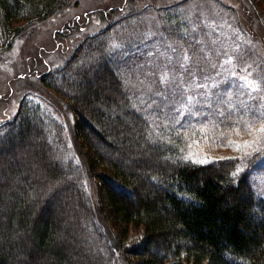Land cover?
I'll return each instance as SVG.
<instances>
[{"label":"trees","instance_id":"1","mask_svg":"<svg viewBox=\"0 0 264 264\" xmlns=\"http://www.w3.org/2000/svg\"><path fill=\"white\" fill-rule=\"evenodd\" d=\"M67 1L0 0V46ZM148 7L102 11L101 26L38 75L68 126L29 95L0 121V264H264L251 173L264 143L208 159L196 149L264 135V26L255 48L243 31L208 49L197 14L172 3L154 22ZM188 89L211 106H187Z\"/></svg>","mask_w":264,"mask_h":264},{"label":"rangeland","instance_id":"2","mask_svg":"<svg viewBox=\"0 0 264 264\" xmlns=\"http://www.w3.org/2000/svg\"><path fill=\"white\" fill-rule=\"evenodd\" d=\"M123 2L127 0H68L66 7L58 14L34 24L19 22L17 25L20 27V34L15 41L0 46V121L12 118L21 98L29 95L68 126V112L56 96L40 84L38 75L44 72L47 66L62 61L66 46L73 45L79 37H83L90 30L98 29L101 26V23L98 25L100 22L98 17L102 11ZM134 2L148 5L147 11L151 12L147 18L153 19L154 22L161 7L172 3H176L191 16L197 14L199 20H203L206 26H209L210 31L207 34L210 36V44L206 45L208 49L225 47L233 36L243 34V31H246L243 41H248L251 48H255L257 43L251 36L260 34L259 30L264 26V0H134ZM222 4L226 8L221 7ZM94 9L99 10L88 13ZM77 19L76 24L83 25L86 30L81 32L75 30L76 24L69 27L73 22H77ZM162 77L164 80L168 79L169 72H164ZM250 78L241 79L240 85L248 83L251 89H254L255 85L258 86V81ZM186 95L187 106L193 102V97L204 104L197 106L200 111L211 106L209 103L214 99L205 93L199 94L189 89ZM185 107L186 105L183 106L182 112L187 109ZM235 141L230 149L214 144H202L196 149L201 152L203 159L218 158L228 153L236 155L239 151L246 153L252 151L257 144L264 143V135L254 127L246 132L244 137ZM246 141L249 142L248 146L245 145ZM251 173L257 194L264 198V153L254 162Z\"/></svg>","mask_w":264,"mask_h":264},{"label":"snow or ice","instance_id":"3","mask_svg":"<svg viewBox=\"0 0 264 264\" xmlns=\"http://www.w3.org/2000/svg\"><path fill=\"white\" fill-rule=\"evenodd\" d=\"M185 59H187V57H185ZM233 75H235L233 73ZM221 115H223V113H221ZM261 131H264V127L261 128ZM245 145L248 146L249 145V142H245ZM238 150H239V146H238ZM261 149H259L258 147L257 148H254L253 151H260ZM229 159H235V158H229ZM237 171H239V169H237ZM233 175H235V173H233Z\"/></svg>","mask_w":264,"mask_h":264}]
</instances>
